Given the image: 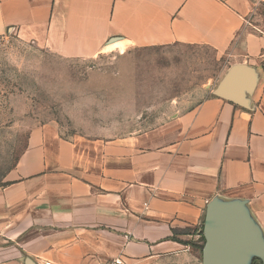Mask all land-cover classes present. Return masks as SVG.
I'll return each instance as SVG.
<instances>
[{"label":"crops","instance_id":"obj_1","mask_svg":"<svg viewBox=\"0 0 264 264\" xmlns=\"http://www.w3.org/2000/svg\"><path fill=\"white\" fill-rule=\"evenodd\" d=\"M251 12L249 0H0V38L65 59L171 45L232 58L209 96L150 130L87 141L31 128L0 184V264H203L210 207L241 211L264 248V37Z\"/></svg>","mask_w":264,"mask_h":264},{"label":"rangeland","instance_id":"obj_2","mask_svg":"<svg viewBox=\"0 0 264 264\" xmlns=\"http://www.w3.org/2000/svg\"><path fill=\"white\" fill-rule=\"evenodd\" d=\"M249 1L250 28L264 37V0ZM231 64V53L205 46L65 59L13 35L0 38V184L31 128L54 123L62 137L87 141L141 133L193 109Z\"/></svg>","mask_w":264,"mask_h":264},{"label":"water","instance_id":"obj_3","mask_svg":"<svg viewBox=\"0 0 264 264\" xmlns=\"http://www.w3.org/2000/svg\"><path fill=\"white\" fill-rule=\"evenodd\" d=\"M203 238V264H249V261L252 264L256 259L264 261V248L245 215L236 208H208Z\"/></svg>","mask_w":264,"mask_h":264},{"label":"built area","instance_id":"obj_4","mask_svg":"<svg viewBox=\"0 0 264 264\" xmlns=\"http://www.w3.org/2000/svg\"><path fill=\"white\" fill-rule=\"evenodd\" d=\"M105 264H128L123 258L118 257L108 261Z\"/></svg>","mask_w":264,"mask_h":264},{"label":"trees","instance_id":"obj_5","mask_svg":"<svg viewBox=\"0 0 264 264\" xmlns=\"http://www.w3.org/2000/svg\"><path fill=\"white\" fill-rule=\"evenodd\" d=\"M195 247H196L197 249H199V250H202V245H199V246L196 245ZM255 262H256V260H253V261H252V264H254Z\"/></svg>","mask_w":264,"mask_h":264}]
</instances>
